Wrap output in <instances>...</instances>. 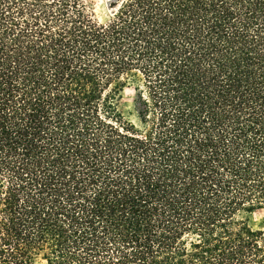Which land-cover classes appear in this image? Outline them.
I'll use <instances>...</instances> for the list:
<instances>
[{
    "label": "trees",
    "instance_id": "obj_1",
    "mask_svg": "<svg viewBox=\"0 0 264 264\" xmlns=\"http://www.w3.org/2000/svg\"><path fill=\"white\" fill-rule=\"evenodd\" d=\"M108 5L0 0V264H264V0Z\"/></svg>",
    "mask_w": 264,
    "mask_h": 264
},
{
    "label": "rangeland",
    "instance_id": "obj_2",
    "mask_svg": "<svg viewBox=\"0 0 264 264\" xmlns=\"http://www.w3.org/2000/svg\"><path fill=\"white\" fill-rule=\"evenodd\" d=\"M92 7L98 13L99 17L106 19L111 13L108 5V0H90ZM133 94L134 90L126 88L123 93V99L120 101V109L127 114V112L133 108ZM251 224L255 228L264 226V209L257 210L251 216ZM45 259L42 256H38L35 259L34 264H44Z\"/></svg>",
    "mask_w": 264,
    "mask_h": 264
}]
</instances>
